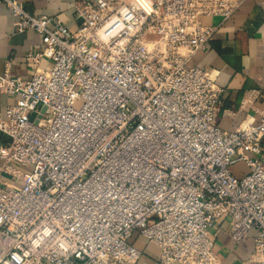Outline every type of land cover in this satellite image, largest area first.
<instances>
[{
    "label": "built area",
    "instance_id": "2783aa9c",
    "mask_svg": "<svg viewBox=\"0 0 264 264\" xmlns=\"http://www.w3.org/2000/svg\"><path fill=\"white\" fill-rule=\"evenodd\" d=\"M0 1L43 41L30 76L0 73L18 97L0 112V264H139L136 234L157 264H221L219 220L236 244L254 230L264 264L260 91L239 105L258 120L224 130L218 70L188 64L215 31L201 16L243 0H76L75 29Z\"/></svg>",
    "mask_w": 264,
    "mask_h": 264
},
{
    "label": "crops",
    "instance_id": "0c3cea01",
    "mask_svg": "<svg viewBox=\"0 0 264 264\" xmlns=\"http://www.w3.org/2000/svg\"><path fill=\"white\" fill-rule=\"evenodd\" d=\"M26 10L35 15H57L70 29L77 27L75 20L76 0H19ZM235 3L237 0H226ZM14 16L8 6L0 1V73L5 63L12 58L14 75L28 77L36 65L29 63V52L39 51L43 47L41 36L33 30L17 32ZM204 25L214 27L215 31L206 48L197 51L189 60L190 66L210 67L218 70V84L225 89L224 108L232 112L221 111L218 125L227 131H233L254 114L251 110H239L240 102L250 90H259L255 104L264 110V0H243L225 17L223 15H202ZM46 65L41 60L40 67ZM18 97L0 91V112L5 113L6 106L14 104ZM258 120V115L254 114ZM2 160H0V164ZM236 174L246 171L243 164L237 166ZM221 264H262L253 257L255 251L254 234L249 232L239 244L227 233V221H217L212 229ZM135 245L143 251L139 264H157L159 249L142 236L135 235Z\"/></svg>",
    "mask_w": 264,
    "mask_h": 264
},
{
    "label": "rangeland",
    "instance_id": "374dc122",
    "mask_svg": "<svg viewBox=\"0 0 264 264\" xmlns=\"http://www.w3.org/2000/svg\"><path fill=\"white\" fill-rule=\"evenodd\" d=\"M242 165H243V164L240 163V164H238V165L233 166V167L231 168V171H232L234 174H236V173H237V170H238V167H237V166H242Z\"/></svg>",
    "mask_w": 264,
    "mask_h": 264
},
{
    "label": "water",
    "instance_id": "95a60500",
    "mask_svg": "<svg viewBox=\"0 0 264 264\" xmlns=\"http://www.w3.org/2000/svg\"><path fill=\"white\" fill-rule=\"evenodd\" d=\"M78 21L81 23V22L83 21V19L80 18ZM44 110H45V107L42 108V111H44ZM34 117H35V112H33V113L31 114V117H30L31 120H33ZM36 122H37V121H36Z\"/></svg>",
    "mask_w": 264,
    "mask_h": 264
}]
</instances>
